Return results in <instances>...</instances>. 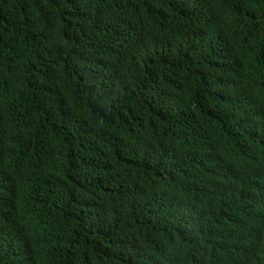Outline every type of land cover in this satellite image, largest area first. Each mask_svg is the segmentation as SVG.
I'll list each match as a JSON object with an SVG mask.
<instances>
[{"label":"trees","instance_id":"obj_1","mask_svg":"<svg viewBox=\"0 0 264 264\" xmlns=\"http://www.w3.org/2000/svg\"><path fill=\"white\" fill-rule=\"evenodd\" d=\"M0 264H264V0H0Z\"/></svg>","mask_w":264,"mask_h":264}]
</instances>
